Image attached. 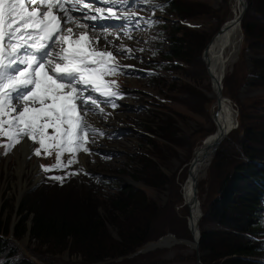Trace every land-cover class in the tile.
<instances>
[{
  "label": "rangeland",
  "instance_id": "1",
  "mask_svg": "<svg viewBox=\"0 0 264 264\" xmlns=\"http://www.w3.org/2000/svg\"><path fill=\"white\" fill-rule=\"evenodd\" d=\"M174 1L186 13L182 18L187 17L185 22L191 24L186 26L187 31H184L187 35H178L184 39L190 56L185 61L176 59L177 66L171 64L173 67L171 68L167 59L162 58L169 50L167 40H170L169 36L173 37L172 32L178 21L171 10L165 11L166 13L161 16H153L155 20L168 27L167 30L165 26L162 27L160 34L159 29L155 34L157 38L154 37V28L141 24L140 29L133 30L131 39L124 35L121 28L119 39L110 36L107 39L112 41L107 48L115 53L116 57L124 59L120 61V66L134 67L116 75H109L118 80L124 89L122 98L117 100L118 107L112 108L101 104L104 114L91 113L87 117L93 127L105 133L104 136L97 135L94 144L90 142L87 145L92 150L91 155L83 152L77 154V158L85 156L89 158L86 166L90 168V172L84 169L79 171L81 168L74 166V163L66 167L65 172L58 173L55 169L54 173L45 172L39 165L56 164V153L53 152L51 156L42 154L40 157L32 155L29 160H34L38 165L40 176L39 182L34 183L31 169L27 167L21 172L16 167V159L14 160L12 152L2 155L5 149L0 147L3 160L0 167V228H6L5 224L9 226V235H4L3 238L15 249L19 261L31 264H82L80 257L67 252L61 255L46 253L45 248H40L36 242L31 241L29 234L21 239L15 236L16 227L25 216L21 212L25 197L40 191L47 195L54 191L56 186L68 187L74 198L80 194L87 198L92 197L98 202L102 216H106L105 207L109 206L113 194L119 191L120 185L133 186L144 191L148 198L147 207H144L142 212H137L139 218L137 224L142 223L140 226L144 227L147 220H152L149 241L158 240L167 234H172L177 239L192 241L188 221L190 211L183 205L182 188L188 182L193 159L203 148L204 141L214 135L217 129L213 115L217 112L218 98L214 93L206 58L215 35L224 23L234 18L236 7L235 0ZM136 8L137 14L150 16L146 11L148 9L140 5ZM116 10L120 13L119 9ZM114 31L118 32L119 29ZM242 37L240 53L236 61L226 67L221 84L223 99L231 104L238 122L237 128L227 139L228 141L229 139L233 141L235 137L238 140L242 139L243 126L257 128L259 138L257 142L251 143L259 157L263 158L258 163L264 165V83L256 76L261 71L258 64L260 59H264V55H257L250 48L251 44L246 39L243 28ZM121 44L131 52L127 55L124 52H117ZM208 44L205 55L204 51ZM160 52L161 56L158 54ZM151 69L155 70V74L148 72ZM129 72L132 74L129 75ZM103 115H107V120ZM160 121L161 129L157 127ZM149 128H153L152 131L158 129L160 136L167 137V140H158ZM0 140V144L7 142L5 137H0ZM237 150L242 159L244 154L239 146ZM147 157L153 164L151 169L144 171L142 160ZM68 158L69 154L66 153L61 157L62 163L67 164ZM212 164L201 175L196 188L204 216L208 215L213 203L220 196L222 176ZM255 164L258 168L257 162ZM154 165H158L159 169H155ZM72 172L79 174L69 175ZM138 172H141V175H138L139 180ZM21 173L25 175L23 191L19 186ZM55 175L65 178L62 185L60 181L50 179ZM201 222V233L202 229L209 232H231L230 223L226 225L209 216L204 226ZM29 224L31 227V220L27 223L28 227ZM110 231L115 240L119 239L115 228L110 227ZM219 239L210 241L209 245L217 246ZM201 250L200 240L199 253L202 264ZM111 260L105 264H197V255L196 250L179 244L130 259Z\"/></svg>",
  "mask_w": 264,
  "mask_h": 264
},
{
  "label": "snow or ice",
  "instance_id": "2",
  "mask_svg": "<svg viewBox=\"0 0 264 264\" xmlns=\"http://www.w3.org/2000/svg\"><path fill=\"white\" fill-rule=\"evenodd\" d=\"M95 3L105 7L93 8ZM136 5L149 7L153 16L155 10H163L149 0H0V137L7 138L0 144L5 149L2 155L17 145L27 146L29 158L55 152L56 164L39 165L48 172L79 163L78 153L92 154L87 145L105 133L89 123V113L104 114L101 104L118 107L123 95L117 81L104 77L134 66L121 67L107 50L111 33L103 37L105 48H99L101 37L90 35L87 21L93 22L95 32L112 27L95 23L98 19L122 20L120 28L131 39L130 32L141 24L151 27L160 22L151 17L137 19L127 11ZM77 10L83 15L74 16ZM117 52L127 55L131 50L121 44ZM103 118L107 120V115ZM66 153L69 158L64 164L61 157ZM50 179L62 185L65 178Z\"/></svg>",
  "mask_w": 264,
  "mask_h": 264
},
{
  "label": "trees",
  "instance_id": "3",
  "mask_svg": "<svg viewBox=\"0 0 264 264\" xmlns=\"http://www.w3.org/2000/svg\"><path fill=\"white\" fill-rule=\"evenodd\" d=\"M154 2L163 6V10H159L161 13L171 10L178 20L173 37L169 36L170 40H167L169 50L162 55L170 67L171 64L177 66L176 59L185 61L190 56L184 39L178 37L187 35L184 32L187 31V17L182 18L186 13L174 0ZM248 3L249 10L242 21L243 32L251 44L250 48L257 55H264V0H248ZM165 29L168 27L165 26ZM158 54L161 56V52ZM258 66L261 71L256 76L264 83V59H260ZM161 123L157 124L158 128ZM151 129L158 140H167V137L160 136L158 129ZM242 129V139H226L213 160V168L219 170L222 176L220 196L208 215L204 216L201 225L204 226L209 216L217 222L230 223L231 232L202 229V264H264V168H257L255 164L263 158L259 157L251 143L257 142L259 132L254 127L243 126ZM238 146L244 154L242 159ZM142 164L145 171L151 169L153 162L147 157L143 158ZM154 167L159 169L158 165ZM138 175L141 172L137 173V180L140 179ZM67 188L56 186L47 195L43 191L27 195L21 208L25 216L16 227V238L21 239L29 234L31 241L45 248L46 253L61 255L67 252L80 257L82 264L127 256L149 241L152 220H147L144 227L140 226L142 223L137 224V212H142L149 203L144 191L130 185H120L109 206L105 207L106 216H102L95 199L82 194L74 198ZM29 220L31 227L27 225ZM5 227L0 228V264H31L17 259L15 249L3 238L10 232L9 226L5 224ZM110 227L117 230L119 239L113 238ZM216 238H220L218 245H209Z\"/></svg>",
  "mask_w": 264,
  "mask_h": 264
},
{
  "label": "bare ground",
  "instance_id": "4",
  "mask_svg": "<svg viewBox=\"0 0 264 264\" xmlns=\"http://www.w3.org/2000/svg\"><path fill=\"white\" fill-rule=\"evenodd\" d=\"M234 5L236 7V9L234 10V18L226 24L224 23L220 31L215 35L213 41L210 44V51L206 58L208 65L207 69L212 79L215 96L217 93V89L220 88L219 83L222 84L226 67H229V65L233 64L236 61L243 42L242 27L239 21L245 8V1L235 0ZM102 32L103 33L92 31L91 36H100L102 38L106 35V33L104 32L107 31L102 30ZM103 43H105L104 40ZM216 113H218V116L215 118L217 129L214 135L207 139L206 144L215 139L221 131L230 130L231 128L236 126V114L234 113L231 104L227 100L223 99V102L220 107L219 105H217ZM28 151L29 150L27 146L21 147V145H17L12 151V156H14V160L16 159L17 169H19L21 172H24L25 169L29 167L33 174L34 183H38L40 177L39 168L38 165L34 162V160H29ZM9 159L10 158H8V160ZM77 159L79 160V163H74V166L83 168L86 172H90V168L86 166V161L89 162V158L85 156L84 158ZM193 160L194 161H192L190 166L191 169L188 182H186L182 188V198L184 207L188 208V210L190 211V216L188 218L190 227L189 229L191 230L193 236L192 242H195V240L198 238L197 223L198 221L201 222L200 216L202 214L201 205H199L198 200L195 197V192L198 180L200 179L201 175H203L210 167V162L212 161V153L209 151V149L203 146V148L200 149L199 153H197ZM2 162V156L0 155V167ZM258 166L264 168V165L261 163H259ZM91 168L93 167L91 166ZM24 176V173L20 174L19 186L21 191L25 189V183L23 181Z\"/></svg>",
  "mask_w": 264,
  "mask_h": 264
},
{
  "label": "water",
  "instance_id": "5",
  "mask_svg": "<svg viewBox=\"0 0 264 264\" xmlns=\"http://www.w3.org/2000/svg\"><path fill=\"white\" fill-rule=\"evenodd\" d=\"M242 1H245V8L243 10V14L241 15V18H240V25L243 21V18H244V15L248 9V1L247 0H242ZM208 46L209 44L206 46V49L204 51L205 55H206V50H208ZM220 85V88L217 89V93H216V97L218 98L217 99V103L220 107V105L222 104V100H223V94H222V90H223V86H221V83H219ZM218 116V113H215L213 115V118H216ZM237 125H238V122L236 121V126L231 128L230 130H223L219 133V135L213 139L211 142H208L207 143V140L204 141V147L209 149V151L212 153V161L216 155V153L218 152L221 144L227 139V137L229 136V134H231L236 128H237ZM194 161V160H193ZM212 161L210 162V166L212 164ZM195 197L196 199L198 200L199 196H198V191L196 189V192H195ZM198 203H199V200H198ZM203 212L200 216V221L202 220L203 218ZM29 227H30V224H29ZM197 232H198V238L195 240V242H192L191 240H188V239H177L174 237V235L172 234H167L161 238H159L158 240H155V241H148L146 242L145 244L141 245L140 247H138L132 254H129L127 256H124V257H121V258H118V259H113L111 261H120V260H123V259H130V258H134L136 256H139V255H144L146 253H149L151 251H155L157 249H162V248H169V247H172V246H175V245H179V244H182V245H187L189 247H191L193 250H196V255H197V264H201V261H200V253H199V243H200V240H201V230H200V222L198 221L197 223ZM106 261L104 262H99V263H95V264H105Z\"/></svg>",
  "mask_w": 264,
  "mask_h": 264
}]
</instances>
